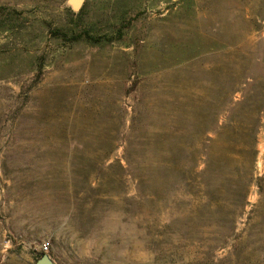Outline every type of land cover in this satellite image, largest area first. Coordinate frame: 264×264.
Segmentation results:
<instances>
[{"label": "rangeland", "instance_id": "obj_1", "mask_svg": "<svg viewBox=\"0 0 264 264\" xmlns=\"http://www.w3.org/2000/svg\"><path fill=\"white\" fill-rule=\"evenodd\" d=\"M68 2L0 0V264H264V0Z\"/></svg>", "mask_w": 264, "mask_h": 264}, {"label": "trees", "instance_id": "obj_2", "mask_svg": "<svg viewBox=\"0 0 264 264\" xmlns=\"http://www.w3.org/2000/svg\"><path fill=\"white\" fill-rule=\"evenodd\" d=\"M66 13L69 16L71 22L66 27L57 28L52 31V34L55 38L70 44L74 45L82 41L88 42L90 45L98 46L112 43L115 40H122L125 35V26L122 29L120 26L116 30V34L110 36L96 35L93 33V30L84 23V6L79 12H74L71 8H66ZM25 19L21 16L20 12L17 11H8L4 8H0V26L3 29H12L9 24H20ZM211 140V139H209ZM254 153H257V148L254 147ZM236 153L233 152L230 156H235ZM254 178V175L252 176ZM44 255L41 253L38 256V259Z\"/></svg>", "mask_w": 264, "mask_h": 264}, {"label": "water", "instance_id": "obj_3", "mask_svg": "<svg viewBox=\"0 0 264 264\" xmlns=\"http://www.w3.org/2000/svg\"><path fill=\"white\" fill-rule=\"evenodd\" d=\"M86 0H69L71 9L75 12H79L84 6ZM36 264H55L52 258L48 254L42 255L36 262Z\"/></svg>", "mask_w": 264, "mask_h": 264}, {"label": "built area", "instance_id": "obj_4", "mask_svg": "<svg viewBox=\"0 0 264 264\" xmlns=\"http://www.w3.org/2000/svg\"><path fill=\"white\" fill-rule=\"evenodd\" d=\"M42 248L44 249V251H48V249H49L47 244L42 245Z\"/></svg>", "mask_w": 264, "mask_h": 264}]
</instances>
